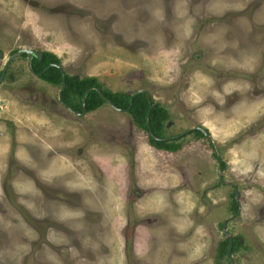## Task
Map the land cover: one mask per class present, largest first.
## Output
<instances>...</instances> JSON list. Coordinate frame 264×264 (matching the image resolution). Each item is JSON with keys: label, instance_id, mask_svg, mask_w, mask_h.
<instances>
[{"label": "rangeland", "instance_id": "1", "mask_svg": "<svg viewBox=\"0 0 264 264\" xmlns=\"http://www.w3.org/2000/svg\"><path fill=\"white\" fill-rule=\"evenodd\" d=\"M25 48L113 92L148 91L170 114L158 140L181 149L152 147L109 104L71 114L14 60L0 85V264H217L224 222L242 237L235 263L264 264V0H0L2 66Z\"/></svg>", "mask_w": 264, "mask_h": 264}, {"label": "trees", "instance_id": "2", "mask_svg": "<svg viewBox=\"0 0 264 264\" xmlns=\"http://www.w3.org/2000/svg\"><path fill=\"white\" fill-rule=\"evenodd\" d=\"M18 50L14 51L12 54L16 53ZM27 58V56H23ZM52 64L61 66L62 61L58 56L52 54L51 52L43 51V60L39 61L37 58L33 59L34 71L38 74L43 73L39 78L44 82L59 87L62 89V72L55 67L48 69ZM47 70V71H45ZM7 79L9 81L14 79V75L10 74ZM91 88H98L102 91L103 95L111 100L114 105L121 110H128V114L132 118L134 124L145 131L149 135V144L162 151H167L170 153H176L181 149V145L177 144V141H160L158 139H164L165 127L170 120L169 112L160 106L159 104H154V109L150 111L149 114V127L147 125V116L150 109V101L143 93H137L134 97L132 94H126L123 92H113L104 86H102L98 79L95 77L80 78L78 76H71L66 74V89L63 92V102L73 109L74 112L82 113L83 109V99L85 94ZM60 103V102H59ZM106 102L101 98L96 90H92L86 100L85 109L87 114L99 110ZM71 113V112H70ZM72 114V113H71ZM150 130L152 134L150 133ZM193 134L200 137H205L203 133L199 130H195ZM215 155V154H214ZM217 157V156H216ZM219 160V158L217 157ZM220 161V160H219ZM221 162V161H220ZM221 167L225 166L224 163H220ZM232 202L230 206V211L235 215L238 211V205L235 199V190L231 194ZM222 227V224H221ZM242 237H233V256L237 255L241 247L243 246ZM228 246L229 240L224 239L219 243L216 253L217 264H223L228 262Z\"/></svg>", "mask_w": 264, "mask_h": 264}, {"label": "water", "instance_id": "3", "mask_svg": "<svg viewBox=\"0 0 264 264\" xmlns=\"http://www.w3.org/2000/svg\"><path fill=\"white\" fill-rule=\"evenodd\" d=\"M27 56V69L29 70V72L31 74H33L34 76L36 77H40L43 73L41 74H38L34 71V68H33V59L34 58H37L39 61H42L43 60V51H38V50H33V49H28V48H25V49H21V50H18L16 53L12 54L8 60L6 61V63L4 64L3 66V70H2V74H1V77H0V85L3 83L2 80H4L5 76H6V73H7V70L8 68L11 66V64L13 63L14 60L18 59V58H22L23 56ZM4 60V54L3 52L0 51V70L2 68V62ZM52 67H55V68H58L61 72H62V89L59 91V102L60 104L66 108L69 112H71L72 114L76 115V116H79V117H84L87 115V112H86V109H85V105H86V100H87V97L89 95V93L92 91V90H96L97 93L101 96V98H103V100L106 102V104H109L113 109L119 111V112H124V113H127L129 109L127 110H121V109H118L114 103L107 99L102 91L98 88H91L90 90H88L85 94V97L83 99V109L84 111L82 113H77V112H74L72 108H70L69 106H67L64 102H63V92L65 91L66 89V72L64 70V68L62 66H59V65H56V64H52L48 67V69L52 68ZM47 71V70H45ZM137 93H143L146 95L147 98H149V93L148 91L146 90H140L138 92H136L135 94L132 95V97H134L135 95H137ZM154 109V105L152 104V102L150 101V109H149V112H148V116H147V125L149 127V114H150V111ZM199 131H201L203 133V135L205 137H207L209 140H210V143L212 144V141H211V138H210V134L207 130L203 129V128H198ZM193 130H190L188 132H185L183 135H186L190 132H193ZM150 133L152 134L151 130H150ZM181 136H178V138H180ZM160 141H165V140H160ZM214 153L218 156L219 160H221L220 156L217 154V152L214 150ZM235 199H236V202H237V205H238V211L237 213L235 214V217L239 216V214L241 213V205H240V202H239V197H240V194L238 192V189L235 187ZM222 229H223V233L225 235V237L229 240V246H228V262L229 264H236L235 261H234V257L232 255V249H233V236L230 235V233L228 232L227 230V222H224L222 224Z\"/></svg>", "mask_w": 264, "mask_h": 264}, {"label": "flooded vegetation", "instance_id": "4", "mask_svg": "<svg viewBox=\"0 0 264 264\" xmlns=\"http://www.w3.org/2000/svg\"><path fill=\"white\" fill-rule=\"evenodd\" d=\"M2 70H3V66H2V68H1V70H0V77H1V74H2ZM10 74H12V73H11V70H10V67H9L8 70H7V73H6V76H5L4 80H2L3 83L6 82V81H9V79H7V77H8ZM38 78H39V77H38ZM3 83H2V84H3ZM227 259H228V258H227Z\"/></svg>", "mask_w": 264, "mask_h": 264}]
</instances>
